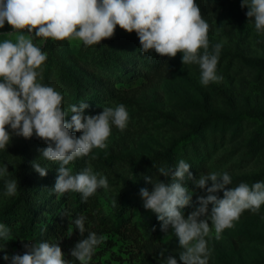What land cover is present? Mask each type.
Segmentation results:
<instances>
[{
    "label": "rangeland",
    "instance_id": "rangeland-1",
    "mask_svg": "<svg viewBox=\"0 0 264 264\" xmlns=\"http://www.w3.org/2000/svg\"><path fill=\"white\" fill-rule=\"evenodd\" d=\"M196 3L210 25V48L222 44L217 74L223 79L208 86L201 85L197 65L182 64L181 53L174 58L164 57L161 66H145L139 59L136 33L129 34L119 26L113 38L99 45L84 46L79 41L50 38L34 41L48 57L42 65L41 82L63 94L65 111L69 105L86 102L89 107L84 114L96 115L103 107L122 103L129 114L124 131L113 126L107 147L93 149L96 159L78 158L69 165L76 173L90 161L94 172L107 177L109 189H99L92 196L102 213L114 217L113 202L121 189L130 196L125 219L136 232L130 238L110 237L114 244L100 258L102 264H163L159 258L163 249L165 257L172 255L182 264L177 238L171 231L165 235L160 230L161 222L153 233V213L143 207L139 194L141 188L152 190L153 185L145 181V176H152L154 182L160 179L157 169L165 166L169 150L173 167L185 160L196 179L211 171H226L232 177L228 187L264 181V34H258L254 24L248 23V9L241 7V0ZM10 31L7 23L0 29V33ZM5 38L8 37L0 35V41ZM149 53L158 55L154 50ZM101 55L104 58L99 61ZM70 118L71 114L65 119ZM44 145L35 136H13L7 148L0 149V167L7 164L9 174L12 173L21 152L39 162L38 149ZM30 170L34 183L42 189L36 202L51 196L61 201L72 196L73 192L61 195L51 190L57 169L53 172L48 168L45 177L32 166ZM5 178H0V182ZM184 183L193 192V205L198 196L207 194L192 181ZM136 186L140 187L138 192ZM4 192L5 188H0V213L16 197L5 196ZM216 195L222 198L223 193ZM192 210L191 206L186 207L185 216ZM19 211L22 213L21 208ZM0 223L4 222L0 219ZM5 225L12 236L6 245L9 256L23 254L22 242L44 241L38 235H29L19 222ZM206 239L212 250L208 264H264V205L259 214L244 211L232 228L224 230L221 239H215L214 230ZM3 255L0 252V264H8Z\"/></svg>",
    "mask_w": 264,
    "mask_h": 264
},
{
    "label": "clouds",
    "instance_id": "clouds-1",
    "mask_svg": "<svg viewBox=\"0 0 264 264\" xmlns=\"http://www.w3.org/2000/svg\"><path fill=\"white\" fill-rule=\"evenodd\" d=\"M241 7L248 9V23L254 24L258 34H264V0H241ZM6 23L12 31L0 33L8 37L0 41V149L7 148L13 136L42 140L46 147L38 149L40 157L59 165L51 190L61 195L79 193L85 202L99 189L107 191L108 179L94 172L90 161L76 173L69 165L78 158L96 159L93 149L107 147L113 126L124 131L129 114L122 103L103 107L96 115L84 114L89 107L86 102L69 105L65 111L63 94L41 82L42 65L48 57L34 42L36 39L79 41L93 46L113 38L119 26L129 34L136 33L141 53L154 50L169 58L181 53L183 65L199 67L201 85L223 79L217 74L222 44L210 48V25L196 0H0V29ZM69 114L71 118L66 120ZM31 166L41 177L47 176L48 168L37 159ZM191 167L183 159L174 168L159 167L158 173L165 180L154 182L152 176H145L153 187L151 191L141 188L139 194L143 207L161 222L160 230L165 235L171 231L177 238L182 249L179 261L208 264L212 250L206 237L214 230L215 239H221L224 230L232 228L246 210L259 214L264 205V181L228 187L232 185L228 172L211 171L196 179ZM8 175L5 164L0 167V178ZM186 180L207 193L198 196L194 205ZM18 186L17 179H5L4 195L15 196ZM219 192L222 198L216 195ZM190 206L193 210L185 216L183 210ZM86 219L80 215L71 221L82 237L70 249V256L79 264H89L96 247L105 239L86 229ZM11 240V229L0 223V252L8 264H73L65 258L59 241L22 242L23 254L9 256L6 245ZM165 251L159 253L163 264H178L174 256L165 257Z\"/></svg>",
    "mask_w": 264,
    "mask_h": 264
},
{
    "label": "trees",
    "instance_id": "trees-1",
    "mask_svg": "<svg viewBox=\"0 0 264 264\" xmlns=\"http://www.w3.org/2000/svg\"><path fill=\"white\" fill-rule=\"evenodd\" d=\"M139 48L140 43L138 45L139 59L145 66L158 67L162 65L164 57L155 56L150 53H141ZM102 58L104 57L101 55L99 61ZM44 147H46V144ZM165 157L166 162L164 164L173 167L170 150ZM31 162L30 157H26L25 154L21 152L15 170L5 178L17 179L19 186L15 199L2 213H0L2 222L8 225L19 222L29 235H38L43 240L49 242L59 241L65 258L75 260L70 256V249H72L82 237L80 236L79 230L75 228V225L71 221L83 215L87 218L85 221L86 229L89 232L103 235L105 238L104 241L96 247L90 261L91 264H93L94 259H96L95 264H102L100 258L104 255L106 249L114 244L111 242L110 237L121 235L123 238H130L129 236H131L133 232H136L135 227L125 219V212L128 210L127 208L130 207V196L127 195L125 189H121L115 197V215L113 218L108 214L102 213V211L97 208L92 196L85 202L82 201L81 194L76 192H73L71 197H66L62 201L56 199L55 196H51L48 199L44 198L36 202V195L42 189L34 183V173L30 170ZM39 163L47 166V168H50L53 172L59 167L58 164L47 161L42 157L39 159ZM53 176L56 177L57 175ZM5 179L0 182L1 189L5 188ZM160 180H165V178L161 176ZM135 188V192H138L140 189L139 186ZM19 208L22 209V213L19 211ZM53 209L56 210L53 212ZM10 213L14 215H10ZM152 220V229H155L157 223L160 221H158L154 213ZM154 232L155 230H153V233ZM86 236L87 233H85V238ZM106 236L109 237L107 238ZM106 242H108V246L104 245Z\"/></svg>",
    "mask_w": 264,
    "mask_h": 264
}]
</instances>
